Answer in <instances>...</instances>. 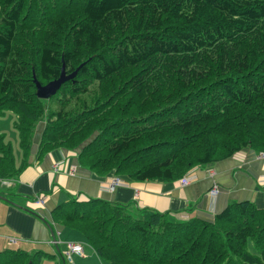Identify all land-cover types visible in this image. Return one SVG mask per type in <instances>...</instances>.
<instances>
[{
  "label": "trees",
  "instance_id": "16d2710c",
  "mask_svg": "<svg viewBox=\"0 0 264 264\" xmlns=\"http://www.w3.org/2000/svg\"><path fill=\"white\" fill-rule=\"evenodd\" d=\"M8 111L24 162L0 135L2 181L29 165L38 129V156L77 151L98 176L137 183L264 153V0H0V116ZM180 214L71 198L51 221L110 264H264V208ZM50 257L6 250L0 264Z\"/></svg>",
  "mask_w": 264,
  "mask_h": 264
},
{
  "label": "crops",
  "instance_id": "0c3cea01",
  "mask_svg": "<svg viewBox=\"0 0 264 264\" xmlns=\"http://www.w3.org/2000/svg\"><path fill=\"white\" fill-rule=\"evenodd\" d=\"M37 153L35 145L29 165L14 180H0V195L4 198H0V252H45L44 249L55 247L56 242L58 253L45 252L60 262L55 264H110L100 259L80 234L52 223V211L63 204L66 197L131 204L140 211L183 213L180 214L183 218L207 221L234 203L249 202L264 208V161L258 159L254 151H244L209 168L203 167L186 187H181L179 181L137 183L126 180L115 192L108 191L111 176L100 177L82 166L79 152L59 149L43 156ZM23 162L21 152L16 166L20 167ZM58 163H62V168L56 171ZM214 184L218 185L219 194L212 198L209 192ZM39 195L46 198L43 206L36 205ZM64 234L65 241L61 240ZM68 243L82 244L84 256H73L69 261Z\"/></svg>",
  "mask_w": 264,
  "mask_h": 264
},
{
  "label": "rangeland",
  "instance_id": "374dc122",
  "mask_svg": "<svg viewBox=\"0 0 264 264\" xmlns=\"http://www.w3.org/2000/svg\"><path fill=\"white\" fill-rule=\"evenodd\" d=\"M17 121V117L16 115L12 112V111H8L6 113H4L3 115L0 116V134H2L3 136H5V139L6 141L10 142V144L12 145V148H13V155H14V158L15 159H20L21 158V145H20V137H19V132L18 130L15 128V123ZM35 145V143H34ZM33 145V146H34ZM238 154V153H237ZM237 154H235L234 156H236ZM264 153H258V159L260 160H263L264 161V157H263ZM211 166H206L205 168H209ZM203 167H195L193 170H191L190 172H188L184 177L188 176L192 171V175L190 176V179H189V184L191 183V180H192V176L197 172L199 171L200 169H202ZM211 171V170H210ZM115 174V173H114ZM114 174H111V178L113 177ZM211 175V173H209ZM115 176H118L119 179L126 183V180L128 181L127 177L125 176H120V175H115ZM183 179V177L181 178ZM178 180L179 182L181 181ZM130 181V180H129ZM213 189V188H212ZM212 189L210 190L209 192V196L212 197V198H215L218 194H219V188H218V185L217 187L215 188L218 193L216 196H213L211 195V192H212ZM68 200V197H66V200L64 199L62 203H65L67 202ZM58 239V242H59V238ZM67 238H66V235L64 234V236H62L61 240L65 241ZM56 249V250H55ZM51 250V251H50ZM50 250H47V249H44L45 252L47 251H50L49 254H52V253H58L57 250V246L55 245V247H52L50 248ZM52 252V253H51ZM43 264H55V263H60L58 260H55L54 257H50V258H46L43 260ZM75 263L78 262V259H75L74 261ZM67 263V261L65 262ZM64 264V263H63Z\"/></svg>",
  "mask_w": 264,
  "mask_h": 264
},
{
  "label": "built area",
  "instance_id": "2783aa9c",
  "mask_svg": "<svg viewBox=\"0 0 264 264\" xmlns=\"http://www.w3.org/2000/svg\"><path fill=\"white\" fill-rule=\"evenodd\" d=\"M264 157V155H263ZM62 168V163H58L55 166V170L59 171ZM193 171L186 177H183V179H181V181L179 182L181 187H186L189 185V179L190 176L192 175ZM125 185L124 182H122L118 176L113 175L112 178H110V180L108 181L107 187H108V191L110 192H115L118 188L123 187ZM217 187L216 184L213 185V189L211 192V195L216 196L218 191L215 189ZM45 196L43 195H39L36 198V205L38 206H43L45 204ZM78 201H87L89 199H77ZM56 245V242H55ZM67 247V258L69 261H71V258L73 256H78V257H83L84 256V246L80 243H68L66 245Z\"/></svg>",
  "mask_w": 264,
  "mask_h": 264
},
{
  "label": "water",
  "instance_id": "95a60500",
  "mask_svg": "<svg viewBox=\"0 0 264 264\" xmlns=\"http://www.w3.org/2000/svg\"><path fill=\"white\" fill-rule=\"evenodd\" d=\"M77 73H75L74 75H72L71 77H75ZM69 77V78H71ZM69 78H65V75L63 74L62 75V79L60 81H57V82H54V83H51L50 85H48L46 88H41L39 87V96L42 97V98H48L51 94H54L56 88H58L62 82H64L65 80L69 79ZM40 130L38 129L37 131V134L34 138V143L36 146H38V142H39V139H40V135L41 133H39ZM34 145V146H35ZM0 198L1 199H4L1 195H0ZM44 220V219H43ZM44 222L50 227V224L49 222H47L46 220H44ZM53 235V233H52Z\"/></svg>",
  "mask_w": 264,
  "mask_h": 264
}]
</instances>
